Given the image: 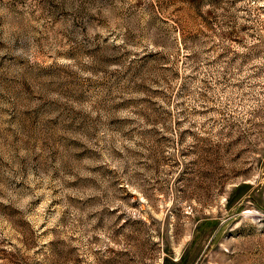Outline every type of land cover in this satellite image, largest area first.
<instances>
[{"label":"rangeland","instance_id":"rangeland-1","mask_svg":"<svg viewBox=\"0 0 264 264\" xmlns=\"http://www.w3.org/2000/svg\"><path fill=\"white\" fill-rule=\"evenodd\" d=\"M0 264H264V0H0Z\"/></svg>","mask_w":264,"mask_h":264}]
</instances>
